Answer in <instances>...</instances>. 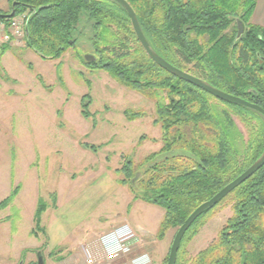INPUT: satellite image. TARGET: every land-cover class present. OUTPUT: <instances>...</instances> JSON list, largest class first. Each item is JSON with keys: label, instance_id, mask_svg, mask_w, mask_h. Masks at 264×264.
<instances>
[{"label": "trees", "instance_id": "trees-1", "mask_svg": "<svg viewBox=\"0 0 264 264\" xmlns=\"http://www.w3.org/2000/svg\"><path fill=\"white\" fill-rule=\"evenodd\" d=\"M16 15L29 11L27 47L44 59H58L77 42L81 23L90 22L99 61L88 65L107 70L138 91L166 89L167 102L156 104L163 146L141 166L124 163V184L141 198L165 209L159 236L181 227L190 214L248 169L264 152V115L223 102L217 111L205 90L160 67L145 51L125 8L116 0H8ZM137 13L152 48L164 59L209 84L264 108V27L250 18L257 0H127ZM16 4L13 7V4ZM245 25L238 37L237 20ZM7 21V19H2ZM112 33L116 35L110 41ZM9 47H4L0 55ZM191 67L187 69V67ZM131 113V112H128ZM236 113L248 128L243 147L237 142ZM141 115H129L138 118ZM138 198V195L136 196ZM13 197L0 203V209ZM226 198L233 214L216 239L191 259L178 252L175 264H264V166L217 205L205 211L186 232ZM47 205L40 202L37 223ZM182 249V247H180ZM180 251V250H179ZM168 260V259H167Z\"/></svg>", "mask_w": 264, "mask_h": 264}, {"label": "rangeland", "instance_id": "rangeland-1", "mask_svg": "<svg viewBox=\"0 0 264 264\" xmlns=\"http://www.w3.org/2000/svg\"><path fill=\"white\" fill-rule=\"evenodd\" d=\"M5 3L0 0V7ZM10 10L9 4L3 11ZM78 29L76 44L58 59L42 58L27 47L26 39L6 45L9 49L0 55V203L13 197L0 209V264H37L38 252L45 264H86L81 248L89 240L79 236L73 246L52 248L39 232L40 202L54 212L60 211L55 204L61 202L64 208L63 202L70 200L73 212L60 215L62 222L76 223L80 233L92 235L100 228L98 217L106 219L105 227L116 222L103 234L133 219L135 228L148 226V234L140 232L136 251L147 252L152 264H167L179 227L167 228L160 237L165 209L124 184L121 169L131 160L141 176L161 158L141 166L163 146L156 104L167 102L168 92L135 90L107 70L88 65L86 54L100 59L94 31L90 22ZM115 37L112 33L110 41ZM212 104L217 111L227 108L219 99ZM134 114L141 116L129 118ZM234 119L243 147L248 128L236 113ZM53 212H45L43 221L50 223ZM232 214V200L226 198L183 241L181 257L191 259L208 247Z\"/></svg>", "mask_w": 264, "mask_h": 264}, {"label": "water", "instance_id": "water-1", "mask_svg": "<svg viewBox=\"0 0 264 264\" xmlns=\"http://www.w3.org/2000/svg\"><path fill=\"white\" fill-rule=\"evenodd\" d=\"M119 2L127 11L131 23L133 26V29L137 35L138 40L140 41L141 45L145 49L146 53L163 69L171 73L172 75L187 81L203 90L208 92L209 94L213 95L215 98L228 102L233 103L237 105H241L244 107H248L254 110L259 111L264 115V108L258 104L252 103L250 101H247L243 99L242 97L230 94L228 92H225L208 82H206L204 79L197 77L188 71H185L174 64L170 63L166 59H164L162 56H160L150 45L148 39L146 38L144 31L140 25L137 13L131 6V4L127 0H116ZM15 3L13 4V7H15ZM16 14L15 10H12L10 13H0V19H8L12 18ZM237 26H238V37H240L245 32V25L244 22L241 19L237 20ZM27 35L29 33L28 28L26 31ZM86 61L93 63L96 62V57L92 54H86L85 57ZM264 61V57L262 58ZM264 166V152L263 154L248 168L246 169L241 175H239L237 178H235L233 181L228 183L225 187H223L218 193H216L211 199L205 201L200 206H198L186 219V221L182 224V226L178 229L168 257L167 264H175L178 256V252L181 247L182 240L188 231V229L191 227V225L196 221L198 217H200L205 211L212 208L213 206L217 205L221 200H223L227 195H229L235 188L240 186L242 183H244L247 179H249L252 175H254L259 169H261ZM140 176V173H137V175L132 180L133 183L136 182L138 177ZM38 264H45L44 256L41 252H38Z\"/></svg>", "mask_w": 264, "mask_h": 264}, {"label": "built area", "instance_id": "built-area-1", "mask_svg": "<svg viewBox=\"0 0 264 264\" xmlns=\"http://www.w3.org/2000/svg\"><path fill=\"white\" fill-rule=\"evenodd\" d=\"M29 13L15 14L7 21L0 19V52L6 45L20 44L27 36ZM141 242V237L129 223H122L107 233L83 245L81 251L86 264H114L130 253ZM122 264H152L144 254Z\"/></svg>", "mask_w": 264, "mask_h": 264}, {"label": "crops", "instance_id": "crops-1", "mask_svg": "<svg viewBox=\"0 0 264 264\" xmlns=\"http://www.w3.org/2000/svg\"><path fill=\"white\" fill-rule=\"evenodd\" d=\"M4 1L6 3L0 7V13H4L3 10L6 9V6L10 4L8 0H4ZM250 21L253 24L260 25V26L264 27V0H257L256 7H255V9L253 11V14H252V16L250 18ZM63 203H65V205H66L64 208H62V206L64 204H62L61 202H58L57 204H55V206L56 205L59 206L58 208H55V209H59L60 208L59 209L60 211H54L53 212L51 209L47 208L42 213V215H41V217L39 219V225H40L39 226V232L42 233L43 235H45L49 239L50 244H52L51 245L52 248L65 246V245L73 246L75 241L78 240L79 236L82 239H87V241L89 240V242H90V241L96 239L97 237H99L100 235H102L103 234L102 232L104 230H106L107 228L111 227L112 225H114L116 223L115 222V223L110 224V225L105 227L104 225H106V223L104 221L106 219L101 220V218L98 217V221H97L98 224L97 225H99V227H100L98 232H95L92 235H85V234L83 235L82 233H80L78 231L79 229L77 230V224L76 223L66 222L65 220L63 222L61 221V216L66 214V213L68 214L69 211L73 212L72 209H73V206H74L73 205L74 202L71 201V200L68 201L67 203L66 202H63ZM47 211H48V213L49 212H53L54 213L53 220L50 223L48 221H46V219H44L45 221H43V219H42L43 218V214H45V212H47ZM33 215H34V211H33ZM59 217H60V219H59ZM127 220L129 222H123V223H129L136 230L138 235L141 237V242L130 253L125 254L122 257H120L119 259H117L114 262V264H122V263L128 262V261H130V260H132V259H134L136 257H140V256H142L144 254H147L150 257V255L147 252H141V250L140 251L139 250L136 251L137 248H139V246H141V243H142V236H141L142 234L141 233H146L147 230H148L147 229L148 226L142 224V227H139V229H138V228H135L137 225L135 224V221L133 219H131V220L127 219ZM130 221L132 222L133 225L130 223ZM116 226H118V225H116ZM100 233H102V234H100ZM146 234H148V233H146ZM76 235H77V238L75 237ZM70 238L72 240H70ZM44 260H45V258H44ZM37 264H38V261H37Z\"/></svg>", "mask_w": 264, "mask_h": 264}]
</instances>
